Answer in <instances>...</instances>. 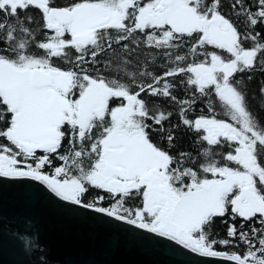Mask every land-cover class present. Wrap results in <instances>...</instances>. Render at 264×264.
Returning a JSON list of instances; mask_svg holds the SVG:
<instances>
[{
    "label": "snow or ice",
    "instance_id": "1",
    "mask_svg": "<svg viewBox=\"0 0 264 264\" xmlns=\"http://www.w3.org/2000/svg\"><path fill=\"white\" fill-rule=\"evenodd\" d=\"M0 185L264 264V0H0Z\"/></svg>",
    "mask_w": 264,
    "mask_h": 264
},
{
    "label": "water",
    "instance_id": "2",
    "mask_svg": "<svg viewBox=\"0 0 264 264\" xmlns=\"http://www.w3.org/2000/svg\"><path fill=\"white\" fill-rule=\"evenodd\" d=\"M26 187L0 185V264H35L47 250L51 264H201L204 258L139 240L102 222L78 217ZM7 224V229H6ZM29 227L28 231H23ZM19 228L38 248L22 249L8 234Z\"/></svg>",
    "mask_w": 264,
    "mask_h": 264
},
{
    "label": "trees",
    "instance_id": "3",
    "mask_svg": "<svg viewBox=\"0 0 264 264\" xmlns=\"http://www.w3.org/2000/svg\"><path fill=\"white\" fill-rule=\"evenodd\" d=\"M258 80H259V76L254 78L253 81L251 82V84L249 86L250 95H251L253 89H257L258 88ZM257 103H258L257 100H250V106H252L254 109H255Z\"/></svg>",
    "mask_w": 264,
    "mask_h": 264
},
{
    "label": "flooded vegetation",
    "instance_id": "4",
    "mask_svg": "<svg viewBox=\"0 0 264 264\" xmlns=\"http://www.w3.org/2000/svg\"><path fill=\"white\" fill-rule=\"evenodd\" d=\"M216 230L219 232L220 237H224L226 235V224L218 221Z\"/></svg>",
    "mask_w": 264,
    "mask_h": 264
}]
</instances>
